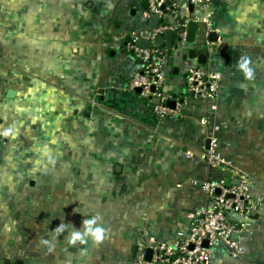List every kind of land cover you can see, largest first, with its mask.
<instances>
[{"label":"crops","instance_id":"crops-1","mask_svg":"<svg viewBox=\"0 0 264 264\" xmlns=\"http://www.w3.org/2000/svg\"><path fill=\"white\" fill-rule=\"evenodd\" d=\"M141 5L0 0V264H137L148 237L172 241L189 231L191 213L206 208L193 180L229 176L200 156L211 136L264 190V0H210L189 10L196 39L171 51L165 88L185 97L187 72L202 66L183 60L192 49L222 80L213 101L190 99L180 116L162 122L129 87L137 62L126 44L147 25ZM241 56L251 58L252 80L237 68ZM6 181L23 186L6 191ZM20 199L28 208L19 215L34 216L33 224L6 213ZM253 212L237 235L245 254L220 252L212 264H264V200ZM96 215L108 238L99 246L68 243L71 226ZM61 223L68 227L54 232Z\"/></svg>","mask_w":264,"mask_h":264},{"label":"built area","instance_id":"built-area-1","mask_svg":"<svg viewBox=\"0 0 264 264\" xmlns=\"http://www.w3.org/2000/svg\"><path fill=\"white\" fill-rule=\"evenodd\" d=\"M209 1L140 0V13L147 25L133 32L126 44V50L137 62L129 87L132 91L141 90V100L158 121L180 116L190 99L213 101L218 96L222 73L206 64L189 69L182 99L165 88L170 76L168 58L171 51L181 53L180 49L188 44L186 29L190 21V5L205 8ZM153 14L159 18L156 29L149 27ZM206 22L210 27L209 18ZM168 31L175 33L177 49L170 50L157 44L158 38ZM141 39L149 42L150 47H140ZM155 100L159 103L156 104ZM170 102H175L174 108L168 105ZM216 110L217 106L213 105L212 111ZM218 129L215 127L214 131ZM184 154L186 158L195 155L193 151ZM200 156L209 167L224 169L229 178L221 181L193 180L192 183L206 196L208 205L190 214L189 231L178 234L174 240L148 237L137 264H212L220 252L237 259L245 254L237 235L249 226L253 211L264 200V190L219 153L215 136L210 137V147ZM236 180L239 184L234 183ZM149 249L152 253L147 260Z\"/></svg>","mask_w":264,"mask_h":264},{"label":"clouds","instance_id":"clouds-1","mask_svg":"<svg viewBox=\"0 0 264 264\" xmlns=\"http://www.w3.org/2000/svg\"><path fill=\"white\" fill-rule=\"evenodd\" d=\"M251 63V58L248 56H241L237 63V68L243 73L247 80H252L254 78V69L251 67ZM52 162L54 163V161ZM67 227L68 225L61 223L55 228L54 232H63ZM71 229L72 230L69 236L66 237V240L73 246L78 243L80 245L87 244L89 240L99 246L108 238L109 234V229L104 226L103 218L100 215L84 219L80 229H75L73 226H71ZM40 243L47 245L49 244V241L41 240ZM49 251H51V248Z\"/></svg>","mask_w":264,"mask_h":264},{"label":"water","instance_id":"water-1","mask_svg":"<svg viewBox=\"0 0 264 264\" xmlns=\"http://www.w3.org/2000/svg\"><path fill=\"white\" fill-rule=\"evenodd\" d=\"M193 10H194V7L192 5H190V11L192 12ZM158 22H159L158 15L153 14L151 16V18L149 19V27L152 28V29H156L158 27ZM198 28H199V24L198 23L193 22V21H190L188 23V26H187V41H188V43H194L195 42ZM182 31H184V29H182ZM213 36H215V35L214 34L210 35V41L211 42L212 41L214 42V40H212ZM216 38L217 37L215 36V39ZM157 44L159 46H164V47H166L167 49H170V50L178 48V45H175V33L173 31H168V32L165 33L164 36H160L158 38ZM138 45L140 47H145V48H149L150 47V43L145 41V40H142V39L139 41ZM195 59H197V62L199 64H201V65H205L206 62H207V56L205 54L197 55V51L195 49L190 50L183 57L184 61L195 60ZM173 63H174V60H171L170 64L173 65ZM179 71H180V69L178 67H175L173 72H174L175 75H179ZM137 92L140 93L141 90L137 89ZM174 92H176V90H174ZM155 103L158 104L159 103L158 100H155ZM168 105L171 108H174L175 107V102H170ZM234 183L235 184H239L238 180L234 181ZM151 253H152V251H151V249H149L147 251V260H150Z\"/></svg>","mask_w":264,"mask_h":264},{"label":"rangeland","instance_id":"rangeland-1","mask_svg":"<svg viewBox=\"0 0 264 264\" xmlns=\"http://www.w3.org/2000/svg\"><path fill=\"white\" fill-rule=\"evenodd\" d=\"M22 186H23V184H18V183H15V182H12L11 184H9V182L6 181V191L7 190H15V191L19 190L20 191ZM49 188H48V190H50ZM26 189L29 190V188H26ZM20 201L12 202L13 204L11 206H7L8 210L6 211V213L8 214V216L11 215L12 220L16 221V223H19L18 221L21 220L22 224H33L35 222V217L34 216L25 215V214L19 215V213H18L19 212V208L22 209V208H24V206L28 208L27 204L24 205V201L25 200L20 199ZM30 204H31V202H30ZM131 219H132V216H129L127 218V224L130 225ZM47 222H49V221H47ZM47 227L49 228L50 226L47 225ZM33 229H34V226H33ZM16 230L18 231L17 228H16ZM13 233L16 234L15 236L17 238V235H18L17 233L18 232H13ZM26 233L28 235L27 236L28 238H34L35 237L34 236L35 233H34L33 230L32 231L27 230ZM111 235H114V233L112 232ZM15 236H12L11 232H8V237L9 238H13ZM49 238H50V231L47 230L45 232V239H49ZM27 253H28L27 255H29V256L35 254L34 247H29V249L27 248Z\"/></svg>","mask_w":264,"mask_h":264}]
</instances>
